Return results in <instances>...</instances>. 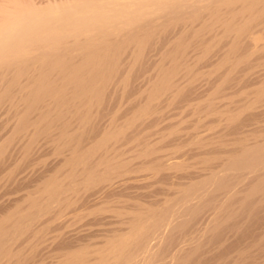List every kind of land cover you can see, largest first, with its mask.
I'll return each instance as SVG.
<instances>
[{
    "label": "bare ground",
    "instance_id": "obj_1",
    "mask_svg": "<svg viewBox=\"0 0 264 264\" xmlns=\"http://www.w3.org/2000/svg\"><path fill=\"white\" fill-rule=\"evenodd\" d=\"M0 188V264H264V0H0Z\"/></svg>",
    "mask_w": 264,
    "mask_h": 264
},
{
    "label": "rangeland",
    "instance_id": "obj_2",
    "mask_svg": "<svg viewBox=\"0 0 264 264\" xmlns=\"http://www.w3.org/2000/svg\"><path fill=\"white\" fill-rule=\"evenodd\" d=\"M261 71H263V69H262ZM261 71H260V72H261ZM3 189H4V188H3ZM0 190H1L0 192L2 193V194L0 195V197H2V198H0V199H2V201L7 200L8 198H11V195H12L13 193H15V192L10 191V192L12 193V194L10 195V193L8 192V191H9L8 188H7V189L5 188L4 190H2V189L0 188ZM6 190H8V191H6ZM5 192H6V195H5ZM19 193H20V192H19ZM19 193H18V194H19ZM18 194L16 193V194H13V195H14V196H17ZM3 195H5V196H7V197H4ZM13 195H12V197H14ZM8 196H9V197H8ZM3 197H4L5 199H4ZM3 199H4V200H3Z\"/></svg>",
    "mask_w": 264,
    "mask_h": 264
}]
</instances>
